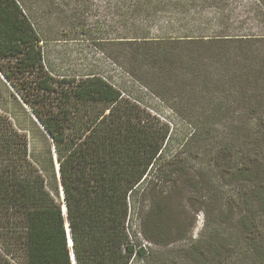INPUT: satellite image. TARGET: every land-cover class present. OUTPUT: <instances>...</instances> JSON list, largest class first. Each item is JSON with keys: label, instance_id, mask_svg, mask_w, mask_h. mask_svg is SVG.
Masks as SVG:
<instances>
[{"label": "trees", "instance_id": "trees-1", "mask_svg": "<svg viewBox=\"0 0 264 264\" xmlns=\"http://www.w3.org/2000/svg\"><path fill=\"white\" fill-rule=\"evenodd\" d=\"M112 1L115 36L79 0H0V264H264V13Z\"/></svg>", "mask_w": 264, "mask_h": 264}, {"label": "rangeland", "instance_id": "rangeland-1", "mask_svg": "<svg viewBox=\"0 0 264 264\" xmlns=\"http://www.w3.org/2000/svg\"><path fill=\"white\" fill-rule=\"evenodd\" d=\"M82 2L87 8L86 15L90 21H98L104 22L107 26L112 25V29L114 32L111 36H115L114 34H124L123 28H127V30L132 27L131 22L125 18H122V12L114 11V2L112 0H79ZM216 2L221 3L220 11L222 14V18H220V22L222 26L225 28H229V32H234V30H248L255 31L259 28L260 23L262 22L261 13H264L261 5L257 2V0H215ZM209 6V4H206ZM205 6V5H204ZM209 8V7H205ZM214 16L213 13H209V18ZM261 17V18H260ZM261 21V22H260ZM126 24V25H125ZM214 25L217 24V20L213 22ZM263 25V23H261ZM139 26V25H136ZM149 26V25H148ZM145 25L143 27L145 31L148 29L152 32V35L158 36L160 33L159 29L156 30L157 27L153 25L148 27ZM128 32V31H126ZM105 64L110 65V70L114 72L115 75H118V67L112 65V63L107 60ZM198 180V179H197ZM201 185V184H199ZM194 184H187L185 187H182L177 190L174 194L173 200L178 205V209L181 215V220L184 222L186 226V230L188 233V238H196L199 236L200 231L203 227L204 217L203 215L197 211V197L198 194L195 192ZM185 241L176 242L172 247L176 248V250L183 249L186 244Z\"/></svg>", "mask_w": 264, "mask_h": 264}]
</instances>
